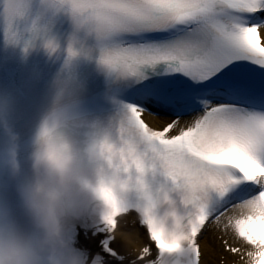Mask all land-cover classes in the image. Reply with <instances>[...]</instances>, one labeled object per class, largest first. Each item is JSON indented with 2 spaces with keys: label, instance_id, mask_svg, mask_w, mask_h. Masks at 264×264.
<instances>
[{
  "label": "snow or ice",
  "instance_id": "1",
  "mask_svg": "<svg viewBox=\"0 0 264 264\" xmlns=\"http://www.w3.org/2000/svg\"><path fill=\"white\" fill-rule=\"evenodd\" d=\"M76 25L95 35L119 111L196 193L182 208L186 231L166 228L134 204L109 223L85 225L79 245L102 264H206V226L238 240L225 250L264 264V0H63ZM3 5V19L27 12ZM92 54V49H88ZM149 116L168 118L152 127ZM246 206L250 212L237 216ZM127 234L140 251L111 228ZM83 235V240H82ZM186 240V243L184 242ZM225 264V261H221Z\"/></svg>",
  "mask_w": 264,
  "mask_h": 264
},
{
  "label": "clouds",
  "instance_id": "2",
  "mask_svg": "<svg viewBox=\"0 0 264 264\" xmlns=\"http://www.w3.org/2000/svg\"><path fill=\"white\" fill-rule=\"evenodd\" d=\"M10 3L4 0L5 8ZM26 3L27 12L5 24L9 43L22 39L18 26L29 20L31 0ZM41 3L45 12L71 14L63 0ZM76 29L81 30L77 25ZM26 30L33 40L42 39L50 58L59 54L58 41L47 36L36 20ZM31 47L29 41L25 51ZM66 52V69L81 57L91 59L75 36ZM82 92L71 72L54 81L48 107L23 157L22 137L12 123L10 106L0 104V264H102L80 247L79 232L85 225L118 220L133 210L127 207L132 204L165 226L166 242L172 243V234L186 231L182 208L196 193L183 176L173 175L170 162L143 141L119 111L104 118L86 113ZM249 212L241 206L235 214ZM111 231L140 251L127 234L115 226ZM161 264H181L178 250L165 248ZM247 264L254 262L250 259Z\"/></svg>",
  "mask_w": 264,
  "mask_h": 264
},
{
  "label": "bare ground",
  "instance_id": "3",
  "mask_svg": "<svg viewBox=\"0 0 264 264\" xmlns=\"http://www.w3.org/2000/svg\"><path fill=\"white\" fill-rule=\"evenodd\" d=\"M149 120L155 125V119L149 118ZM163 121H166V119H157V122ZM216 232L217 234H214ZM220 235L223 236V239H228L230 241L234 239L230 234L224 235L215 228L213 232H207L201 240V248L206 264H221V261H225L226 264L235 262V257L224 252V247L221 245V242L218 241Z\"/></svg>",
  "mask_w": 264,
  "mask_h": 264
}]
</instances>
